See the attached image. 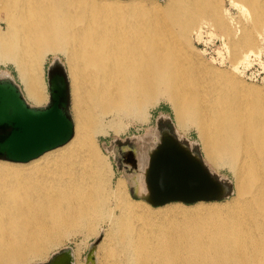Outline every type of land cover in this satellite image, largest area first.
Here are the masks:
<instances>
[{"label":"bare ground","instance_id":"bare-ground-1","mask_svg":"<svg viewBox=\"0 0 264 264\" xmlns=\"http://www.w3.org/2000/svg\"><path fill=\"white\" fill-rule=\"evenodd\" d=\"M242 3L264 25V0ZM222 14L220 0H0V61L13 64L37 105L46 98L45 58L62 53L73 110L64 144L27 162L0 159V264L43 260L70 234L101 223L108 227L85 264H264V99L189 43ZM232 48L237 54L241 40ZM160 98L179 126L194 125L215 165L248 181L244 196L149 208L127 190L131 182L144 193L147 151L136 157L137 172L112 183L95 138L117 132L131 110L145 117Z\"/></svg>","mask_w":264,"mask_h":264},{"label":"rangeland","instance_id":"rangeland-1","mask_svg":"<svg viewBox=\"0 0 264 264\" xmlns=\"http://www.w3.org/2000/svg\"><path fill=\"white\" fill-rule=\"evenodd\" d=\"M158 1L162 5L165 2V0ZM234 1L236 3L232 0H220L223 16L218 21V26L213 25L211 29L208 24L206 26V23H201L196 33L194 31L190 33V48L193 52L198 53L205 62L218 68L228 69L237 75L243 84L241 90L248 91L251 96H259L264 99V25L251 21L249 13L242 7L244 0ZM1 26L4 27V23H1ZM245 35L254 40L252 49H248L243 41ZM233 38L241 40V49L236 51L237 54L233 53ZM55 60H58L66 69L67 64L62 53H49L46 56L41 74L42 91L46 98L37 105H44L48 101L46 70ZM0 76L12 79L18 84L26 101L35 105L27 98L23 82L12 63L0 61ZM148 110L149 114L145 117H137L134 115V110L129 111L128 116H119L116 120L120 123L117 132L109 130L106 134H100L95 138L97 146L110 163L113 172L112 183L119 176L132 174L130 169L133 158L136 159V157L144 155L146 151L148 153V150L158 141L161 129H168L182 143L198 153L210 172L220 177L227 185V191L219 201L231 204L246 194L249 189H243V187L249 184L248 181L243 178L239 179L238 174L227 164L215 165L207 156L203 142L194 125L188 124L185 128L179 126L170 103L165 98H160ZM70 114L72 117V108H70ZM240 186L242 188H239ZM127 190L131 196L130 182L127 184ZM260 197L264 198V195L260 194ZM147 206L151 208L152 205ZM107 225V223H101L96 231L83 229L70 234L62 240L61 244L49 250L47 258L36 259L29 264H47L54 253L65 248H70L73 264H78L77 262L85 264L92 254L90 252L87 256L92 242L104 234ZM77 243L80 246L79 255L75 252V244Z\"/></svg>","mask_w":264,"mask_h":264},{"label":"water","instance_id":"water-1","mask_svg":"<svg viewBox=\"0 0 264 264\" xmlns=\"http://www.w3.org/2000/svg\"><path fill=\"white\" fill-rule=\"evenodd\" d=\"M46 82L48 101L44 105H31L18 84L0 76V159L27 162L72 136L69 80L58 60L47 67ZM137 170L133 158L130 171ZM143 184L145 191L140 194L130 182L131 196L152 206L218 201L227 191V185L210 172L200 155L168 129H161L158 141L148 152ZM99 238L92 242L87 256ZM69 252L70 248H65L54 253L47 264H59L60 260L70 264Z\"/></svg>","mask_w":264,"mask_h":264}]
</instances>
